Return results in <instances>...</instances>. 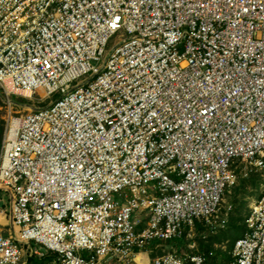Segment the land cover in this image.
<instances>
[{
	"label": "built area",
	"instance_id": "obj_1",
	"mask_svg": "<svg viewBox=\"0 0 264 264\" xmlns=\"http://www.w3.org/2000/svg\"><path fill=\"white\" fill-rule=\"evenodd\" d=\"M0 89L45 95L7 117L0 264L132 263L224 228L237 170L264 181V0H0ZM212 256L149 262L264 264V184L230 261Z\"/></svg>",
	"mask_w": 264,
	"mask_h": 264
},
{
	"label": "rangeland",
	"instance_id": "obj_2",
	"mask_svg": "<svg viewBox=\"0 0 264 264\" xmlns=\"http://www.w3.org/2000/svg\"><path fill=\"white\" fill-rule=\"evenodd\" d=\"M123 33L119 32L113 36L106 47L107 54L113 49V47L122 40ZM29 93H26L24 96L21 95H6L0 89V116L5 120L7 124V117L11 111L16 112L17 114H25L30 110L40 108L45 106V103H41L40 100L45 99L43 93H38L33 95L32 98L28 99ZM55 98V97H54ZM6 129V127H5ZM4 137V136H3ZM264 181L262 177L255 173H240L239 170L236 171L234 184L230 186L226 193L224 194L223 201L220 206L219 216L224 218V228H219L211 232L210 229L205 228L204 232L199 234L196 230V225L194 228L186 233L181 239L171 240L169 242H162L161 246L155 248V252L167 253L174 252L178 250V253H201L204 251L205 246L212 245L213 252L215 256L210 257V263H227L230 261L231 256V246L234 244V241L237 238L243 236V226H245V218L249 214L250 208L253 203L259 198L262 186ZM0 209L4 207L7 209L8 205V196L7 193L0 192ZM3 205H6L3 206ZM245 232V231H244ZM212 238V239H210ZM172 244V246L170 245ZM203 244L201 249L200 245ZM151 249V248H150ZM146 248L144 252L135 257V262L128 264H150L151 260L150 250ZM199 251V252H196ZM39 252H42L41 250ZM53 255L50 261H40L36 264H53L55 255L51 253H45L44 257L33 256L31 258H36L38 261ZM30 257L25 255V259L28 260L29 264ZM106 264H127L121 262H112Z\"/></svg>",
	"mask_w": 264,
	"mask_h": 264
},
{
	"label": "trees",
	"instance_id": "obj_3",
	"mask_svg": "<svg viewBox=\"0 0 264 264\" xmlns=\"http://www.w3.org/2000/svg\"><path fill=\"white\" fill-rule=\"evenodd\" d=\"M5 127H6V122H5V120L0 116V152H1V146H2V141H3V136H4V132H5ZM196 230H197V232L199 233V234H201V233H203L204 232V230H205V228L204 227H202L201 225H199L198 223H196ZM244 231H245V226H243V233H244ZM185 234H186V232H185ZM210 239H212V238H210ZM238 239V238H237ZM236 239V240H237ZM235 240V241H236ZM171 241V240H170ZM234 241V242H235ZM167 242H169V241H167ZM155 245H156V243L154 244V245H151V246H149L148 248L150 249V250H152V251H150L151 253H150V256H151V259L152 258H154L155 256H157V255H159V253H160V251H159V253H157V252H155ZM171 246H172V244H170ZM234 245V244H233ZM233 245L231 246V248H230V250L232 251V249H233ZM203 246V244H201L200 245V247H201V249L203 248L202 247ZM205 250L204 251H202L201 253H204V254H206V255H208L209 254V251L211 250H213V247H212V245H210V246H205V248H204ZM177 252H179L178 250H176ZM196 252H199V251H196ZM192 253H195V252H192ZM215 256V255H214ZM52 257H54L53 255H50V256H48V257H45L44 259H42V260H37L36 258L34 259V258H31L30 259V262L32 263V264H36V263H38V262H40V261H50L51 260V258ZM231 259V258H230Z\"/></svg>",
	"mask_w": 264,
	"mask_h": 264
},
{
	"label": "crops",
	"instance_id": "obj_4",
	"mask_svg": "<svg viewBox=\"0 0 264 264\" xmlns=\"http://www.w3.org/2000/svg\"><path fill=\"white\" fill-rule=\"evenodd\" d=\"M5 207H6V205H4ZM8 206V205H7ZM0 210H6V209H4V207L2 208V209H0ZM10 223V221H9V219H8V217H7V215H2V216H0V225H1V228L3 229V231H4V233L5 234H7V225Z\"/></svg>",
	"mask_w": 264,
	"mask_h": 264
}]
</instances>
